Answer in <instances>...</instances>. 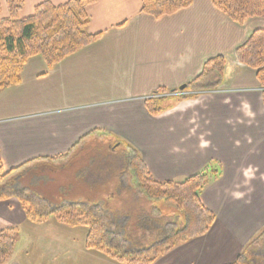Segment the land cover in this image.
<instances>
[{
  "label": "crops",
  "instance_id": "crops-1",
  "mask_svg": "<svg viewBox=\"0 0 264 264\" xmlns=\"http://www.w3.org/2000/svg\"><path fill=\"white\" fill-rule=\"evenodd\" d=\"M24 1L21 16L44 1L68 0ZM141 7L142 0H98L88 8L89 32L103 33L98 40L52 67L42 57L30 58L20 83L0 93V165L10 171L4 187L13 194L0 200V231L18 229L6 264H122L86 248V226L53 215L30 220L18 197L39 198L50 214L67 206L100 207L110 220L104 199L88 194L100 180L89 181L88 168L51 189L48 178L42 182L33 173L38 165L54 168L51 164L74 160L101 137L135 147L159 181L209 171L200 198L216 215L210 230L152 264H230L242 253L264 264L263 90L256 71L236 57L237 47L264 28V18L238 24L211 0H193L159 18ZM8 15L7 0H0V19ZM216 56L226 62L218 91L177 98L158 116L148 112L150 95L188 87ZM74 180L89 182L88 195L73 192ZM164 231L153 224L141 229L142 237L152 240L163 238Z\"/></svg>",
  "mask_w": 264,
  "mask_h": 264
},
{
  "label": "trees",
  "instance_id": "trees-1",
  "mask_svg": "<svg viewBox=\"0 0 264 264\" xmlns=\"http://www.w3.org/2000/svg\"><path fill=\"white\" fill-rule=\"evenodd\" d=\"M97 1L68 0L62 4L44 1L35 6L33 14L21 16L25 1L7 0L9 15L0 19V93L20 83L22 68L30 58L42 57L52 67L98 40L103 33L93 34L88 30L91 23L88 8ZM211 1L218 10L238 24H243L252 17L264 18V0ZM192 3L193 0H142L141 12L159 18L186 9ZM236 57L241 63L256 71L257 79L263 88L264 100V28L253 31L249 38L237 47ZM225 67L223 56L209 59L200 75L188 84L186 91L217 89L223 81ZM156 92L165 94L169 91L162 88ZM194 96L197 94L177 98ZM177 98L169 95L150 97L145 100L146 108L152 116H158L170 109ZM126 145V164L136 180V191L148 200L174 203L181 226L170 228L164 241L146 251L125 252L123 242L120 240L125 238V233H122V238L114 236L116 231L108 228L107 216L100 207L84 205L55 213L58 220L63 223L88 228L87 249L104 252L124 264H152L179 244L206 234L214 223L215 213L205 207L200 198L210 174L204 169L182 181H159L148 170L140 152L132 145L127 143ZM9 175L10 171H5L0 165V200L13 195L4 187ZM18 197L26 207L30 220L40 222L50 214L49 211L43 212L44 205L33 196L20 193ZM115 219L111 218L113 221H116ZM17 232L18 229L15 227L0 231V264H6L11 259L17 242ZM262 234L263 232L252 244ZM230 264L260 263L242 253Z\"/></svg>",
  "mask_w": 264,
  "mask_h": 264
},
{
  "label": "rangeland",
  "instance_id": "rangeland-1",
  "mask_svg": "<svg viewBox=\"0 0 264 264\" xmlns=\"http://www.w3.org/2000/svg\"><path fill=\"white\" fill-rule=\"evenodd\" d=\"M218 88L214 90H208L207 93L216 92L218 91ZM261 89L263 90L262 86ZM174 94H176L175 98H177L179 96L189 95V92H181V90L178 89L169 91L165 94L155 92L150 96L152 98H159L164 95H169L172 97ZM190 95H192L191 92ZM91 142L94 144L93 149L82 152L79 156H76L74 160L70 159L57 164H51L55 166L54 168L41 167L38 165L36 166V168H38L34 170L33 173H38V180H41L42 182L46 181L48 178L49 184L47 187L51 189L55 186L56 182L71 179L76 171L88 168L86 172L87 176L89 177V181L90 178L93 180V176L100 178L99 181H96L97 183L95 184L93 192H89L88 194L93 193L95 195L101 196L102 199H104L103 202L106 205L105 207L110 210V214H113L112 219L116 218L114 224L112 223L113 220L110 219L107 221V225H109L110 228L112 227L114 232L116 231V234L113 233L114 236L118 235V237L120 236V238H122V233H125L126 239H120L123 242L125 252L146 251L150 247L164 241V239L167 237L169 229L175 227L178 223L179 216H177L176 205L165 200H161L159 202L148 200L145 198V196L136 191V180L134 179L133 174L130 173L128 165L126 164L127 145L125 142L120 145V141H116V137H101L99 139H94ZM184 179L176 181H182ZM52 180H55V182H52ZM71 186L73 192L79 190L80 193L84 192L85 194L90 189L89 182L80 184L75 181L71 184ZM130 186H132L133 189L129 188ZM132 190H134V192L137 194H129ZM140 197H142V199ZM35 199L41 203L39 198L35 197ZM80 206H67L66 209ZM66 209L60 210L58 212H65ZM46 211H48L47 207L43 209V212ZM122 213L123 216L121 215ZM52 215L58 219L55 212L49 214L48 217ZM152 224L158 227L164 226L165 231L162 234L163 238L159 240H152L142 237L141 229L151 228ZM122 229L124 232H122ZM101 253L102 255L104 254L106 257H108V255H106L104 252ZM116 262L122 263L117 260Z\"/></svg>",
  "mask_w": 264,
  "mask_h": 264
},
{
  "label": "water",
  "instance_id": "water-1",
  "mask_svg": "<svg viewBox=\"0 0 264 264\" xmlns=\"http://www.w3.org/2000/svg\"><path fill=\"white\" fill-rule=\"evenodd\" d=\"M185 88H187V85L185 84V85H182V86H180V90L182 91V90H184Z\"/></svg>",
  "mask_w": 264,
  "mask_h": 264
}]
</instances>
